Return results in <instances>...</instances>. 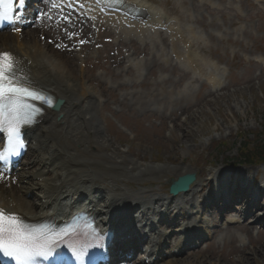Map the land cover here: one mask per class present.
I'll list each match as a JSON object with an SVG mask.
<instances>
[{
	"label": "rangeland",
	"instance_id": "rangeland-1",
	"mask_svg": "<svg viewBox=\"0 0 264 264\" xmlns=\"http://www.w3.org/2000/svg\"><path fill=\"white\" fill-rule=\"evenodd\" d=\"M38 1L27 9L25 18L29 19H23L26 23L40 19L39 13L33 11ZM142 1L157 5L176 20L182 39H192L197 54L216 66L209 65L210 73L206 70L204 73L203 69V77L193 79L190 69L171 53V43L163 32L140 40L115 31L103 20L86 21L85 28L72 29L71 20H65L69 15L61 13L60 22L54 28L57 37L62 35L58 43L69 48L67 54L60 50V61L69 69H65L64 77L76 87L82 82L88 90L85 96L93 101V108L89 107L88 112L91 113L89 122L95 126L88 127L81 145L75 146L77 156L99 158L115 152L118 161L173 166L175 152L179 166L194 170L192 173L202 179L223 169L235 171L246 184L260 179L259 186H263L264 167L232 165L238 160L241 136L252 141L264 128V0ZM42 16L47 18L46 13ZM25 26H20L23 35L28 30ZM16 30L0 33V37L13 41ZM24 40L28 42L26 38L21 42ZM177 45L178 50L184 51L182 45ZM46 50L48 61L44 62L48 66V62L58 64V55L53 53L56 50L53 47ZM213 74L214 87L206 83ZM172 123L179 124L180 131L170 134ZM99 137L109 144L107 148H94ZM35 156L46 158L49 153L39 151ZM165 158L169 159L168 163ZM27 159L28 156L23 162ZM37 170L25 171L36 174ZM49 177L54 179L53 175ZM108 178L102 177L96 187H106ZM166 181L151 178L141 184L134 181L127 184L132 191L145 189L162 197ZM33 182L38 183L36 179ZM0 187L8 193L5 181H0ZM27 200L38 204L37 195ZM104 202L105 199L99 203L102 206ZM232 207L244 208L235 204ZM207 210L201 221L218 226L220 217L216 214L208 217ZM179 215L175 214L177 221L169 219L168 222L184 226L188 221L186 213ZM257 216L248 217L241 224L251 228L249 234L240 226L229 228L197 241L177 255L174 253L177 238L169 236L176 228H161L159 232L167 236L164 242L168 246L154 264H264V254L252 253V248L263 240L260 231L264 225L249 221L250 218L257 220ZM223 218L238 219L239 214L225 213ZM143 258L145 255L139 252L129 263L141 264Z\"/></svg>",
	"mask_w": 264,
	"mask_h": 264
},
{
	"label": "bare ground",
	"instance_id": "bare-ground-1",
	"mask_svg": "<svg viewBox=\"0 0 264 264\" xmlns=\"http://www.w3.org/2000/svg\"><path fill=\"white\" fill-rule=\"evenodd\" d=\"M62 0H51L52 4H54L53 8L48 6L49 0H39L37 6H35L34 12H38L40 19L38 21H34L33 23H23L22 26L28 28L25 35L20 30V27L17 28L14 35L13 41H8L6 38L0 37V52L8 51L10 52L17 61V77L24 83L26 86H29L33 89H38L44 91L55 99H59L63 101L62 106L57 111H46L44 116L38 120L37 126L32 128H27V136L30 139L35 140L36 142V151H48L49 156L47 158H42L38 160L37 157L30 158L27 161L28 166L35 167L38 166L39 162H41L47 170H52V174L54 179H48L45 181H39L34 185L31 179H28L24 176V173L18 175L19 181H25V183H29L26 187H16L17 183H13L12 189L8 191L6 194L5 191L1 190L0 187V207L4 208L7 212L16 213L20 219H24L27 221H36L38 219H42L45 217L52 218H60L62 215L59 212H65L68 206H70V210L74 209L77 206V201H74L73 198L77 197V199L86 195V200L88 201L87 208L93 214H101V213H109L113 219H117V216H126L128 219H132V217H139L136 215L137 210L145 209L147 212L149 211L148 207L155 205H164L166 201L169 200L170 204L180 203L184 198H186V204L195 202L194 197L198 193L199 183H197L190 187L189 192L187 194L181 195L179 194L175 198H167L161 199L157 194H151V191H147L145 189H139L137 191H132L129 189L128 184L131 181L137 183H143L145 180H150L151 178H164L166 183H169V178H176L185 175L192 174L194 170L184 168L179 166V157L174 152V156L172 157V164L169 165L162 164L161 166L158 164H139L132 160H123L118 161L116 159L117 153L112 152V154H107L104 157H88V158H79L75 151V146L81 145L82 138L87 136V129L90 127L91 129L95 126L89 122L91 119V113L88 112V108H93V101L89 97L85 95L88 93V90L85 88L84 84L80 82L79 88L75 86V84L70 83L67 78L64 76L65 67L64 63L60 61V50L62 53H68V47L66 44L64 45L62 42L59 44L58 40L60 39L61 34L57 37V33L55 32V24L60 21L58 18L62 13L63 16L67 15V11L64 10V6L70 9H74L79 14L81 10L84 11L83 14L86 17L91 19L98 18L96 22L106 21L113 25V29L118 30L124 35H135L139 39H142L144 36L147 38L148 31L151 28H148L153 25H158L160 19H162V11L158 7H153V5L145 3H139L146 9L150 20L144 25L141 26L138 23H127L125 17L118 14V12L114 11H101L103 8L100 4H98L94 0H69V5H65ZM131 2H136L129 0ZM82 2L83 5L80 9L77 8L75 3ZM137 3V2H136ZM17 6V9L21 4L16 0L14 3ZM87 9L90 12H86ZM43 13L47 14V18H43ZM22 16L23 13L20 12ZM72 23V29H83L85 28L87 21L85 18L83 20L76 18L73 20L72 17L69 18ZM21 19L18 20V22ZM63 20V18H61ZM74 21V23H73ZM18 22L16 24H18ZM77 22V23H76ZM168 22V27H171L170 22ZM117 24V26H116ZM127 27H125V26ZM63 28H67L65 25H61ZM123 27V28H122ZM153 34V32H152ZM156 34V32L154 33ZM22 35V39L21 38ZM23 38L27 39L28 42L23 40ZM58 39V40H57ZM193 43V40H190ZM53 47L56 51H54V55H58L59 63H49V66L44 62L48 61V56L46 48ZM174 52H177V56H179L178 49L176 47L173 48ZM65 54V57L67 56ZM182 56V55H181ZM180 63L185 64V62H181L180 58H178ZM199 65L200 73H198ZM132 63V61L130 62ZM186 63L193 69V79L197 77H203V69L208 73L207 67L211 65L215 66V63H209L205 59H202L200 56H195V58L186 59ZM186 65V64H185ZM136 67V66H135ZM44 69V71H43ZM202 69V71H201ZM67 70V69H66ZM69 71V69L67 70ZM210 73V72H209ZM212 73V72H211ZM52 77L54 79H52ZM213 77H209L208 80H213ZM81 80V79H80ZM97 84L94 83V85ZM87 105L85 108L84 105ZM62 117L56 121V117ZM87 116H90V118ZM180 125L177 123H172V131L170 134L176 131H180ZM98 131L95 132L97 135ZM63 141V144L61 143ZM95 149L107 148L109 144H106L103 138L99 137V140L95 142ZM105 144V145H104ZM62 151L60 154L58 151ZM169 160V159H168ZM165 158V162L168 161ZM168 163V162H167ZM224 172L223 169L219 170L218 176ZM236 172L233 171V174ZM109 177V182L106 187H95L97 182H101L102 177ZM196 180H197V175ZM2 176L0 175V178ZM2 180V179H1ZM117 183L119 185H117ZM128 183V184H127ZM120 187V189L113 190V187ZM212 184L207 181L205 184V188L211 187ZM202 191V190H201ZM38 196V207L34 206L31 201H26L25 198L27 195ZM101 194H105L108 196L109 203L107 206L100 208L97 205V198L100 197ZM239 194L234 191V197ZM209 196V195H207ZM41 199V201L39 200ZM247 202V200H246ZM245 201H241V204H244ZM14 207V208H13ZM132 209L136 211L132 212ZM258 209H264V203L262 204H251L249 206L248 211L244 218L253 217L254 211ZM144 216V215H143ZM116 222V221H115ZM120 221H117L119 224ZM255 225H259L258 222L254 223ZM198 227V228H197ZM189 228V229H188ZM243 230H247L249 234V230L251 228H247V226L241 227ZM199 231V233L206 234L207 232L196 225V217L192 216L189 219V223L186 225L182 231L180 230V240L174 246V253L177 255L180 250L186 249L188 246V241L191 240V235L194 232ZM129 231H124V236L127 237ZM263 236V240L257 243L252 248V253L255 255H263L264 254V228L260 231ZM247 234V235H248ZM162 235L158 234L156 240L151 242L150 250H153L152 254L147 256V260L149 261L147 264H150L155 258L154 250H156L157 246L161 245ZM172 255V253L170 252ZM153 256V257H152ZM216 261V260H213ZM168 264H176V262H169ZM201 264V263H198ZM210 264H221V263H210Z\"/></svg>",
	"mask_w": 264,
	"mask_h": 264
},
{
	"label": "snow or ice",
	"instance_id": "snow-or-ice-1",
	"mask_svg": "<svg viewBox=\"0 0 264 264\" xmlns=\"http://www.w3.org/2000/svg\"><path fill=\"white\" fill-rule=\"evenodd\" d=\"M16 0H0V20H9L12 5ZM23 6L24 0H18ZM68 18L65 17V20ZM84 43V41H81ZM17 61L8 52H0V132H6L10 143L22 147L20 130L22 126L35 122L40 109L30 101H39L48 106H54L52 99L26 86L17 77ZM6 149L9 155H18L17 147ZM7 156L0 153V161H6ZM67 230L59 234H49L47 231L34 229L22 222L14 212H7L0 207V254L13 259L16 264H33L36 257L52 260L56 264L55 254L60 247L57 236L67 237ZM72 254L75 264H85L89 257V245L66 244ZM100 247L99 244L91 245ZM89 264H92L89 261Z\"/></svg>",
	"mask_w": 264,
	"mask_h": 264
},
{
	"label": "trees",
	"instance_id": "trees-1",
	"mask_svg": "<svg viewBox=\"0 0 264 264\" xmlns=\"http://www.w3.org/2000/svg\"><path fill=\"white\" fill-rule=\"evenodd\" d=\"M240 158L243 159L245 163H260L264 162V143L256 144L252 148H249L247 142L241 144Z\"/></svg>",
	"mask_w": 264,
	"mask_h": 264
},
{
	"label": "water",
	"instance_id": "water-1",
	"mask_svg": "<svg viewBox=\"0 0 264 264\" xmlns=\"http://www.w3.org/2000/svg\"><path fill=\"white\" fill-rule=\"evenodd\" d=\"M194 181L193 175L191 176H183L178 178L176 182H172V187H171V193L173 195L177 194L178 192H185L188 189V186Z\"/></svg>",
	"mask_w": 264,
	"mask_h": 264
}]
</instances>
